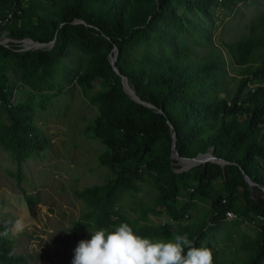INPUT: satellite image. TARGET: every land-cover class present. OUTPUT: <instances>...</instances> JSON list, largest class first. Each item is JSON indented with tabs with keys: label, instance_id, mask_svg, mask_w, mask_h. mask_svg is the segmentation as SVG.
Returning a JSON list of instances; mask_svg holds the SVG:
<instances>
[{
	"label": "trees",
	"instance_id": "trees-1",
	"mask_svg": "<svg viewBox=\"0 0 264 264\" xmlns=\"http://www.w3.org/2000/svg\"><path fill=\"white\" fill-rule=\"evenodd\" d=\"M250 1L256 0H0V65L12 59L34 91L52 80L73 44L95 52L94 68L79 79L84 87L103 85L94 98L99 116L91 131L106 146L100 160L114 178L75 193L88 211L73 224L74 232L114 231L127 223L143 238L162 235L169 242L187 234L198 247L208 221L195 231L165 232V226H139L116 215L120 191H135L147 178L159 195L144 216L159 208L180 221L190 208L178 207L185 179L198 199L210 198L223 180L231 200H217L214 225L229 211L241 212L233 200L240 190L250 211L264 221V13L246 23L238 39L217 44L202 19L213 18L218 7L235 13ZM27 39L54 44L24 51ZM144 42L157 52L139 55ZM115 55L119 74L111 63ZM124 78L152 107L130 97ZM11 98L0 80V103L9 122L0 123V145L21 163L46 150L48 140L32 124L31 109L14 107ZM174 133L180 158L212 154L215 161L177 173L171 157ZM27 202L34 204L30 197ZM263 258L264 222L246 264H261ZM0 264H20L12 240L1 233Z\"/></svg>",
	"mask_w": 264,
	"mask_h": 264
},
{
	"label": "rangeland",
	"instance_id": "rangeland-1",
	"mask_svg": "<svg viewBox=\"0 0 264 264\" xmlns=\"http://www.w3.org/2000/svg\"><path fill=\"white\" fill-rule=\"evenodd\" d=\"M213 12V18L202 19L210 26L214 44L231 42L241 36L246 23L264 13V0L242 3L235 13L221 7ZM4 42L9 39L5 38ZM52 46L47 47L51 49ZM37 49L41 48L24 42V51ZM150 51L157 52L152 43H140L137 48L139 55ZM197 53L202 54L203 50H197ZM94 58L95 52L84 51L73 44L52 80L37 91L23 83L20 70L12 59L0 65V80L12 93V105L29 107L32 124L48 140L46 150L21 163L0 145V233L12 240L20 264H72L78 243L91 239L90 230L74 232L72 229L88 211L75 193L104 185L114 178L112 171L101 164L100 157L106 152V146L91 131L99 116V106L94 98L103 91V85L96 81L91 87H84L79 79L94 68ZM2 122L9 123L0 103ZM171 157L177 173H187L198 167L173 157V153ZM188 183L185 179L180 184L178 207L190 205L180 221L159 208L158 213L144 216L142 211L155 206L159 195L149 178L139 182L135 191H120L115 213L139 226L150 225L159 230L165 226V232L186 228L195 231L208 221L204 239L198 247L212 250L213 264H246L256 248L264 221L250 211L245 192L240 190L233 199L241 212L232 211L231 219L225 217L214 225L211 218L217 200L222 197L223 204L231 200L225 193L223 180H218L212 196L206 199L196 198ZM29 197L34 203L31 207L27 202ZM159 237L152 241L166 239V236ZM261 264H264V258Z\"/></svg>",
	"mask_w": 264,
	"mask_h": 264
},
{
	"label": "clouds",
	"instance_id": "clouds-1",
	"mask_svg": "<svg viewBox=\"0 0 264 264\" xmlns=\"http://www.w3.org/2000/svg\"><path fill=\"white\" fill-rule=\"evenodd\" d=\"M90 234V240L78 243L72 264H213L212 250L194 246L187 234L154 242L134 234L127 223Z\"/></svg>",
	"mask_w": 264,
	"mask_h": 264
},
{
	"label": "water",
	"instance_id": "water-1",
	"mask_svg": "<svg viewBox=\"0 0 264 264\" xmlns=\"http://www.w3.org/2000/svg\"><path fill=\"white\" fill-rule=\"evenodd\" d=\"M24 42L26 43H30V46L31 47H34V48H44V47H47L49 45H53L54 44V41L49 43V44H44V43H38V42H34L30 39H27L25 40ZM111 63H112V66L114 68V70L119 74V70L116 66V55L115 56H111ZM123 84H124V89L125 91L130 95V97L132 99H134L136 102L140 103V104H143V105H146L148 107H152L151 105H148V104H145L138 96L137 94L135 93L134 90L131 89V87L129 86L128 82H127V79L124 78L123 79ZM173 147H172V153H173V157H177L178 159H181L183 161H186L187 163H193V166H200L201 164L207 162V161H215V156L212 155V154H201L195 158H192V159H182L180 158L179 156V152L178 150L176 149V134L174 133L173 134ZM248 181H250L249 177H247Z\"/></svg>",
	"mask_w": 264,
	"mask_h": 264
},
{
	"label": "built area",
	"instance_id": "built-area-1",
	"mask_svg": "<svg viewBox=\"0 0 264 264\" xmlns=\"http://www.w3.org/2000/svg\"><path fill=\"white\" fill-rule=\"evenodd\" d=\"M233 216L234 215H233L232 211H229L226 213V218H228V219H231Z\"/></svg>",
	"mask_w": 264,
	"mask_h": 264
},
{
	"label": "bare ground",
	"instance_id": "bare-ground-1",
	"mask_svg": "<svg viewBox=\"0 0 264 264\" xmlns=\"http://www.w3.org/2000/svg\"><path fill=\"white\" fill-rule=\"evenodd\" d=\"M192 163V162H191ZM193 164V163H192Z\"/></svg>",
	"mask_w": 264,
	"mask_h": 264
}]
</instances>
